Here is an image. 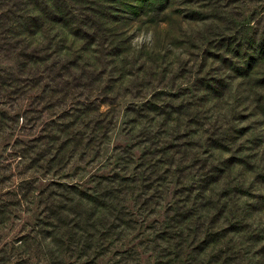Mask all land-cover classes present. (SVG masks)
<instances>
[{"label": "trees", "instance_id": "trees-1", "mask_svg": "<svg viewBox=\"0 0 264 264\" xmlns=\"http://www.w3.org/2000/svg\"><path fill=\"white\" fill-rule=\"evenodd\" d=\"M0 2L12 14L3 39L23 45L30 56L22 67L31 70L18 83L6 77L5 87L40 88L35 98L46 110L69 103L47 136L21 150L37 157L35 170L44 162L56 173L105 143L114 119L102 104L141 102L123 113L141 154L120 149L122 175L101 177L94 195L61 185L65 192L50 198L61 213L124 235L130 216L122 201L139 191L158 206L175 181L155 264H264V31L238 23L242 0ZM134 15L175 30L137 45L128 27ZM247 118L259 121V134L239 126Z\"/></svg>", "mask_w": 264, "mask_h": 264}, {"label": "rangeland", "instance_id": "rangeland-1", "mask_svg": "<svg viewBox=\"0 0 264 264\" xmlns=\"http://www.w3.org/2000/svg\"><path fill=\"white\" fill-rule=\"evenodd\" d=\"M2 4L0 6V264H155L154 239L163 228L166 218L172 215L173 194L178 190L174 185L175 181L158 206L149 205V200H146L148 198L139 191L122 201L126 214L130 216L126 219L130 228L124 235L117 230L112 233L104 228H98L92 222L84 223L83 219H77L71 214L66 216L50 199L55 194L65 192L66 189L61 185H70L80 193L85 191L94 195V192L102 187L98 182L101 177L122 175L120 169L123 166L119 150L126 148L127 151L130 148L135 158L141 154L139 140L133 137L134 132L124 121L123 116L126 107L138 106L140 100L124 98L112 105L102 104L101 111L108 110L114 119L105 143L90 152L84 150L82 153L77 152L70 160H66L56 173L47 172L44 162L38 163V167L43 170H35L37 157L28 154L25 158L21 155V150L28 146L32 147L29 144L35 143L33 140L47 136L51 123L56 116L62 115L69 103L57 101L53 107L46 110L42 104L37 105L38 100L35 98L42 96L40 88L22 89L21 85L15 84L5 87L6 77L10 82L18 83L22 80L20 72L26 71L29 74L31 70L22 67L24 59L30 56L28 51H22L23 45L3 39L2 29H7L12 14L9 13L10 6L7 3ZM241 4L238 9L240 13L238 23L247 22L245 28H250L252 33L257 32V35H260L264 31V0H242ZM133 18L128 21V27L133 42L137 45L153 41L156 35L170 30L172 33L175 30L174 23L169 25L162 23L158 27L144 23L148 20L145 15H134ZM175 44H181L180 50H184L182 40H177ZM180 50L178 49L179 53ZM181 55L183 60L188 59L183 53ZM42 77V81L46 82V77L43 75ZM70 99L76 100V97ZM239 126L255 128L254 133H260L259 121L254 118L245 119ZM73 139L77 142L79 137ZM181 140L193 144L192 140ZM43 141L46 142V138ZM80 146L82 144L77 149ZM46 147L41 146L42 149ZM33 148L35 151L38 146ZM128 153L122 155L123 158L129 156ZM185 166H187L186 170H193L189 167L190 164ZM178 170L182 171V168L178 167ZM53 182L60 185L50 187V183ZM47 215L51 216L53 224L49 223L50 219L46 217ZM48 223L49 225H46Z\"/></svg>", "mask_w": 264, "mask_h": 264}]
</instances>
